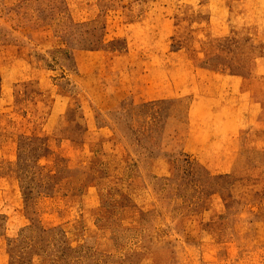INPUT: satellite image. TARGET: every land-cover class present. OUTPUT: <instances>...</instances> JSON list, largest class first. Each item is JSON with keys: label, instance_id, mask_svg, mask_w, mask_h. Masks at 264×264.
I'll use <instances>...</instances> for the list:
<instances>
[{"label": "rangeland", "instance_id": "1", "mask_svg": "<svg viewBox=\"0 0 264 264\" xmlns=\"http://www.w3.org/2000/svg\"><path fill=\"white\" fill-rule=\"evenodd\" d=\"M59 246L264 264V0H0V264Z\"/></svg>", "mask_w": 264, "mask_h": 264}, {"label": "trees", "instance_id": "2", "mask_svg": "<svg viewBox=\"0 0 264 264\" xmlns=\"http://www.w3.org/2000/svg\"><path fill=\"white\" fill-rule=\"evenodd\" d=\"M18 174H19V179L20 183L22 184V190H23V195L24 199L27 201L31 200L33 197V189L36 187L32 184L33 180L30 179V169L27 166L26 162L20 158V162L18 165ZM51 188V186H50ZM43 234L50 236L51 234L54 233L55 230H50V231H45L41 230ZM55 240V239H54ZM58 254L55 252H52L50 255H48L47 259H45L49 264H59L61 261H64L67 259V254L68 252H72V249L69 246H59L58 250L56 251ZM47 253L46 251L42 252ZM16 258H13L12 264H16L17 262L15 261ZM44 260V261H45ZM17 264H22V263H17Z\"/></svg>", "mask_w": 264, "mask_h": 264}]
</instances>
